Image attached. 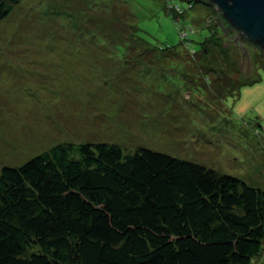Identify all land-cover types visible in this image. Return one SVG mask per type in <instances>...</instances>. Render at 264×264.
Masks as SVG:
<instances>
[{
	"label": "rangeland",
	"instance_id": "obj_1",
	"mask_svg": "<svg viewBox=\"0 0 264 264\" xmlns=\"http://www.w3.org/2000/svg\"><path fill=\"white\" fill-rule=\"evenodd\" d=\"M214 15L186 0H20L0 21V169L60 142H119L127 153L144 146L264 190V60L241 41L245 72L237 41L218 34L225 54L204 61ZM76 24L96 37L77 39ZM101 29L129 46L112 49ZM204 62L219 70L204 73ZM240 76L249 83L233 87ZM262 244L252 264H264Z\"/></svg>",
	"mask_w": 264,
	"mask_h": 264
},
{
	"label": "trees",
	"instance_id": "obj_2",
	"mask_svg": "<svg viewBox=\"0 0 264 264\" xmlns=\"http://www.w3.org/2000/svg\"><path fill=\"white\" fill-rule=\"evenodd\" d=\"M186 1L211 7L222 31L211 27L202 43L204 61L211 51L224 55L214 39L234 29L215 6ZM18 3L0 0V21ZM176 6L169 9L178 15ZM74 31L77 39L96 37L84 24ZM100 32L112 49L129 46L116 43L113 32ZM175 47L160 50L176 53ZM216 64L202 65L203 72L219 70ZM245 82L240 76L232 85ZM263 242L262 188L144 146L127 153L119 142H60L0 169V264H252Z\"/></svg>",
	"mask_w": 264,
	"mask_h": 264
},
{
	"label": "water",
	"instance_id": "obj_3",
	"mask_svg": "<svg viewBox=\"0 0 264 264\" xmlns=\"http://www.w3.org/2000/svg\"><path fill=\"white\" fill-rule=\"evenodd\" d=\"M215 6L223 20L234 30L224 34L228 39L236 40L242 51L240 68L249 70L248 53L241 42V37L264 52V0H201ZM214 20V19H213ZM216 22H214L215 24ZM236 32V33H235Z\"/></svg>",
	"mask_w": 264,
	"mask_h": 264
},
{
	"label": "bare ground",
	"instance_id": "obj_4",
	"mask_svg": "<svg viewBox=\"0 0 264 264\" xmlns=\"http://www.w3.org/2000/svg\"><path fill=\"white\" fill-rule=\"evenodd\" d=\"M177 7V6H176Z\"/></svg>",
	"mask_w": 264,
	"mask_h": 264
}]
</instances>
